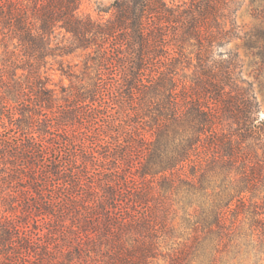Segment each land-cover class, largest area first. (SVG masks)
I'll list each match as a JSON object with an SVG mask.
<instances>
[{"label":"trees","instance_id":"obj_1","mask_svg":"<svg viewBox=\"0 0 264 264\" xmlns=\"http://www.w3.org/2000/svg\"><path fill=\"white\" fill-rule=\"evenodd\" d=\"M81 1L0 0V264H264L240 0Z\"/></svg>","mask_w":264,"mask_h":264},{"label":"rangeland","instance_id":"obj_2","mask_svg":"<svg viewBox=\"0 0 264 264\" xmlns=\"http://www.w3.org/2000/svg\"><path fill=\"white\" fill-rule=\"evenodd\" d=\"M115 0H82L79 6V13L88 15L95 20L107 19L112 16ZM234 20L238 27L240 38L232 39L223 50H233L237 53L241 76L252 84L256 100L259 103L260 116L264 117V59L257 54L258 50H264L261 46L264 42L262 35L260 41L254 46L251 40L256 38V32L264 29V0H240L234 12ZM62 38V34L58 39ZM0 47V52H1ZM83 56L70 55L67 60L81 65ZM53 84H68L67 79H61L58 71H55ZM52 84V85H53Z\"/></svg>","mask_w":264,"mask_h":264}]
</instances>
